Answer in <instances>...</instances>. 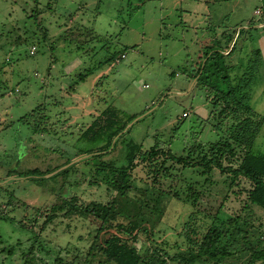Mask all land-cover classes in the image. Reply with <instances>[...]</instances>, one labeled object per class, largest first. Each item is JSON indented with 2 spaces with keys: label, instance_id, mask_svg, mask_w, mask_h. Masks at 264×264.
I'll return each mask as SVG.
<instances>
[{
  "label": "rangeland",
  "instance_id": "rangeland-1",
  "mask_svg": "<svg viewBox=\"0 0 264 264\" xmlns=\"http://www.w3.org/2000/svg\"><path fill=\"white\" fill-rule=\"evenodd\" d=\"M250 20L262 56L251 106L264 118V0H0V213L12 219L0 217V264L24 262L34 237L18 222L49 212L58 196L79 206L107 205L116 196L106 177L94 175L88 156L76 157L84 148L80 135L107 106L134 118L129 137L146 150L158 146L186 157L192 146L216 140L211 125L217 119L194 73L206 52ZM237 42L231 63L244 55L242 39ZM253 152L264 153V125ZM69 160V176L46 186L17 176L34 168L63 170ZM165 167L167 174L139 163L132 172L133 198L161 196L166 205L155 228L144 225L130 242L141 264H178L173 257L198 252L210 228L237 216L247 223V241L238 240L237 252L219 264H245L246 247L264 244V209L248 204L250 182L240 177L230 186L231 175L203 176L201 168L168 159ZM64 213L35 242L29 264H109L100 249L116 230L107 227L94 243L100 222ZM220 250L210 247L201 253L206 260L194 264H218L207 257L220 260Z\"/></svg>",
  "mask_w": 264,
  "mask_h": 264
},
{
  "label": "trees",
  "instance_id": "trees-1",
  "mask_svg": "<svg viewBox=\"0 0 264 264\" xmlns=\"http://www.w3.org/2000/svg\"><path fill=\"white\" fill-rule=\"evenodd\" d=\"M255 23L250 20L247 29H240L234 33L235 35L223 36V45L206 52L204 62L194 73L196 86L205 93L209 115L217 119V122L211 125L212 132L218 135L217 139L192 146L186 157H176L169 149L164 152L158 146H152L146 150L129 137L130 128L127 126L134 118L123 115V112L113 105L107 106L80 135L78 143L84 144V148L78 151L76 157L88 156L91 159L89 163L94 167V175L106 177L116 196L107 205L90 203L84 206L77 205L74 198L67 200L58 196L50 205L49 212L39 217L33 216L31 221L23 217L18 225L22 230L31 233L34 239L28 252L23 255L22 264H29V259L35 252V242L46 227L58 217V213L63 214V211H65L64 214L80 217L91 216L100 222L97 234L93 238L94 243L107 227L112 226L116 230L117 235L107 238L100 249L107 263L141 264L142 257L130 245V242L136 241L144 225L148 224L150 229L155 228L163 216L166 205L163 204L161 196L141 203L130 195L133 190L132 172L139 163L149 162L154 165V171H163L164 174H167V167H165L167 159L182 168H201L203 176L217 170L220 175H231L230 186H234L236 180L242 177L252 186L247 192L248 204L264 209V153L253 152L254 143L264 125V118L259 116L251 106L253 88L256 86L262 67L261 50L255 46V39L251 33V29H256ZM37 27L41 28L39 24ZM245 33L248 35L247 38H243ZM241 39L244 55L238 56L236 63H231L230 56L236 51L237 41ZM83 78L81 76L78 80ZM184 117H186L185 114ZM239 149L242 154L239 153ZM118 150L121 151L120 158L116 154ZM198 151L202 153L204 151L201 159L191 162L193 154ZM238 154L241 156L238 157ZM160 156L164 159L158 163ZM238 158L240 159L238 165L233 167L232 162ZM71 161L66 163L68 167L63 170L57 167L42 173L40 169L34 168L17 172V176L46 186L50 181L68 177L74 169ZM156 164H159L158 169ZM12 176L13 172L9 171L7 177ZM166 177L170 176L166 175ZM166 195L163 194V197ZM174 195L172 198L178 200L177 195ZM137 202L140 204L139 207L136 205ZM2 206L0 204V208H3ZM0 217L3 220L12 221L11 218L7 219L4 213H0ZM117 219H122L123 222L112 224ZM246 227V221L240 216L228 218L225 222H221V225L213 226L207 231L198 252L192 251L187 256H175L172 261L178 264H194L203 261L205 255L201 253H207L211 247L220 248L221 257L219 260L218 257L211 256L207 257V260H214L219 264L237 252L238 240L247 241ZM143 231L146 230L143 229ZM224 240L228 242L223 244ZM91 249L92 247L90 251ZM246 249L249 256L245 264H264L263 243L255 247L248 245ZM11 253L13 249L9 250V254Z\"/></svg>",
  "mask_w": 264,
  "mask_h": 264
}]
</instances>
